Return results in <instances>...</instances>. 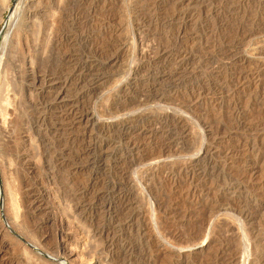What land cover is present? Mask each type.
I'll return each instance as SVG.
<instances>
[{
  "label": "rangeland",
  "instance_id": "rangeland-1",
  "mask_svg": "<svg viewBox=\"0 0 264 264\" xmlns=\"http://www.w3.org/2000/svg\"><path fill=\"white\" fill-rule=\"evenodd\" d=\"M22 1L0 264H264V0Z\"/></svg>",
  "mask_w": 264,
  "mask_h": 264
},
{
  "label": "bare ground",
  "instance_id": "bare-ground-1",
  "mask_svg": "<svg viewBox=\"0 0 264 264\" xmlns=\"http://www.w3.org/2000/svg\"><path fill=\"white\" fill-rule=\"evenodd\" d=\"M21 1H22V0H21ZM22 2H23V1H22ZM6 4H7V3H6ZM19 5H21V4L19 3ZM21 6H22V5H21ZM18 7H19V6H18V4H17L14 10H13V8H12L11 15H12V13H13V15L10 16V17H12V20H13V18H15L14 16H15L16 11H19V10H17ZM5 8H6V7H5ZM5 8H4V9H5ZM4 9H3V10H4ZM18 13H19V12H18ZM16 14H17V13H16ZM10 17H9V18H10ZM10 19H11V18H10ZM12 20H10V21H12ZM8 21H9V19H8ZM8 21H7V23H8ZM6 25H7V24H6ZM7 30H8V29H7ZM8 32H9V31H8ZM7 35H8V34H7ZM6 39H7V38L5 37V42H6ZM0 44H1V43H0ZM2 44H3V43H2ZM4 46H5V44L2 46V48H1V50H0V75L3 74L2 70H3L4 68L2 69V67H4V65L6 64L5 62H3V63H5V64L2 66V64H3V63H2V56H4V55H2V50L5 49ZM3 53H4V52H3ZM4 57H5V56H4ZM4 61H5V59H4ZM6 65H7V64H6ZM1 69H2V70H1ZM1 72H2V73H1ZM3 87H4V86H3ZM10 106H11V105H10Z\"/></svg>",
  "mask_w": 264,
  "mask_h": 264
},
{
  "label": "water",
  "instance_id": "water-1",
  "mask_svg": "<svg viewBox=\"0 0 264 264\" xmlns=\"http://www.w3.org/2000/svg\"><path fill=\"white\" fill-rule=\"evenodd\" d=\"M16 1H17V0H14V3H15ZM11 11H12V8L9 10V13H11ZM7 17L9 18V16H7ZM7 21H8V20L5 21V24H7ZM4 28H5V27H3V28H2V31L0 32V37H1V34H2L3 30H4Z\"/></svg>",
  "mask_w": 264,
  "mask_h": 264
}]
</instances>
